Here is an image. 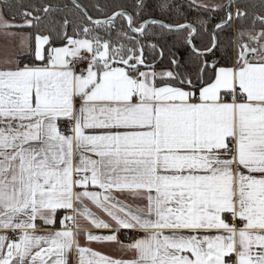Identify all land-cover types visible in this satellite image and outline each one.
I'll return each mask as SVG.
<instances>
[{
  "label": "snow or ice",
  "instance_id": "snow-or-ice-1",
  "mask_svg": "<svg viewBox=\"0 0 264 264\" xmlns=\"http://www.w3.org/2000/svg\"><path fill=\"white\" fill-rule=\"evenodd\" d=\"M130 7L0 0V264H264V0Z\"/></svg>",
  "mask_w": 264,
  "mask_h": 264
},
{
  "label": "trees",
  "instance_id": "trees-1",
  "mask_svg": "<svg viewBox=\"0 0 264 264\" xmlns=\"http://www.w3.org/2000/svg\"><path fill=\"white\" fill-rule=\"evenodd\" d=\"M35 2H37V0H13L14 4H22L25 6H27L30 3H35ZM61 2L68 3L69 6L71 7V2L69 0H61ZM81 2L84 4H90V3H94L95 0H81ZM101 2H103V0H101ZM116 2L127 4L129 6V10H131L130 6H131L133 0H116ZM176 2H177V4L182 6L183 16H186L188 18V20L195 19L197 16H199L201 18H206L208 16L207 12H205L203 10H198L196 8V4L191 0H176ZM248 2L258 3V0H248ZM189 5H191V7H189ZM90 13L95 15V12L91 9H90ZM222 14L223 13L214 14L213 23L217 22L218 17ZM173 19L183 20V17L180 15H177L176 13H173ZM211 27H212V24H209L210 30H211ZM202 36L204 37V39H208L207 35H204L203 33H202Z\"/></svg>",
  "mask_w": 264,
  "mask_h": 264
},
{
  "label": "crops",
  "instance_id": "crops-1",
  "mask_svg": "<svg viewBox=\"0 0 264 264\" xmlns=\"http://www.w3.org/2000/svg\"><path fill=\"white\" fill-rule=\"evenodd\" d=\"M193 1V0H191ZM207 3V4H212V3H216V2H226V0H195V4L196 3ZM4 45V40L3 38H0V49H2ZM0 59H3V56L0 55ZM92 210L96 211L98 214V210H96L94 208V206H92ZM58 215L62 216L63 215V211L61 210ZM102 215V214H101ZM102 218L107 219V217L102 215ZM80 224L82 225L81 227V236H80V242L82 246H89L91 248H93L94 250L100 251L102 254H106V255H111L113 257H120L121 255H123L121 252H119L116 248V246L114 245H97L95 243L88 245L87 242L84 239V234L88 231L93 232L94 234H107L108 230H100V229H95L93 226L90 225V223H88L87 221H85L84 219L81 218L80 220ZM57 227H59V225H57ZM39 234H46L45 232H40ZM124 237L121 236V239H123Z\"/></svg>",
  "mask_w": 264,
  "mask_h": 264
},
{
  "label": "water",
  "instance_id": "water-1",
  "mask_svg": "<svg viewBox=\"0 0 264 264\" xmlns=\"http://www.w3.org/2000/svg\"><path fill=\"white\" fill-rule=\"evenodd\" d=\"M71 2V0H69Z\"/></svg>",
  "mask_w": 264,
  "mask_h": 264
},
{
  "label": "built area",
  "instance_id": "built-area-1",
  "mask_svg": "<svg viewBox=\"0 0 264 264\" xmlns=\"http://www.w3.org/2000/svg\"><path fill=\"white\" fill-rule=\"evenodd\" d=\"M62 127H63V125H62Z\"/></svg>",
  "mask_w": 264,
  "mask_h": 264
}]
</instances>
